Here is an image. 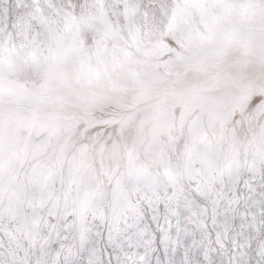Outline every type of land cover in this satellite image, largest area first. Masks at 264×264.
Instances as JSON below:
<instances>
[{
    "label": "snow or ice",
    "instance_id": "1",
    "mask_svg": "<svg viewBox=\"0 0 264 264\" xmlns=\"http://www.w3.org/2000/svg\"><path fill=\"white\" fill-rule=\"evenodd\" d=\"M0 264H264V0H0Z\"/></svg>",
    "mask_w": 264,
    "mask_h": 264
}]
</instances>
